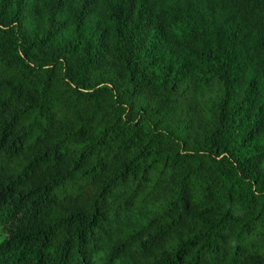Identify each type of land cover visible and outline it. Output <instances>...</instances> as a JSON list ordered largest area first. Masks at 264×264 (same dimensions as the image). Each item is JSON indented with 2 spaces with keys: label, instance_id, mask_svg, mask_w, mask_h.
Listing matches in <instances>:
<instances>
[{
  "label": "trees",
  "instance_id": "obj_1",
  "mask_svg": "<svg viewBox=\"0 0 264 264\" xmlns=\"http://www.w3.org/2000/svg\"><path fill=\"white\" fill-rule=\"evenodd\" d=\"M0 264H264V0H0Z\"/></svg>",
  "mask_w": 264,
  "mask_h": 264
}]
</instances>
